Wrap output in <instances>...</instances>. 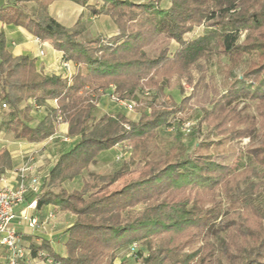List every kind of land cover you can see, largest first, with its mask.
Listing matches in <instances>:
<instances>
[{
    "label": "trees",
    "instance_id": "trees-1",
    "mask_svg": "<svg viewBox=\"0 0 264 264\" xmlns=\"http://www.w3.org/2000/svg\"><path fill=\"white\" fill-rule=\"evenodd\" d=\"M51 1L12 0L0 6V21L21 25L48 40L64 60L77 66L68 77L39 72L33 58L14 56L8 50L0 30V111L7 115L5 128L14 139L40 141L58 123L66 122L67 135L79 137L58 156L36 195V208L51 204L75 216L65 229V254H58L47 240L32 245V251L46 250L62 264H100L104 259L105 264H113L116 249L146 237L147 255L141 257L140 249L135 253L140 264H213L215 249L210 242L183 250L197 241L221 238L226 231L227 239L220 243L227 264H264V201L253 195L256 187L248 174L244 173L243 192L239 173L214 155L225 141L246 136L248 157L264 166V0H169L167 7L160 5L162 0H101L86 8L113 18L118 33L85 41L80 39L83 21L78 18L72 26H64L48 13ZM71 1L86 4L88 0ZM203 22L209 28L201 35L185 36ZM159 37L174 40L177 47L173 52L163 47L150 56L146 48ZM212 49L225 56L230 72L248 59L240 75H231L223 92L214 87L204 62ZM173 77L182 95L179 101L164 93ZM184 80L191 87L188 94ZM109 84L128 100L138 90L151 91L142 100L136 121H127L120 112L94 116ZM48 99L55 100V106H46L44 118L29 126L27 101ZM239 99L255 102L256 119L241 115ZM22 102L26 104L20 107ZM195 109L200 111L198 123L205 126V138L196 143L195 152L182 148L169 156L157 144L155 131L163 126L178 130L180 121ZM122 140L129 143L131 153L117 170L82 177L78 189L62 186L81 177L100 152ZM0 159L3 172L9 166L6 150ZM135 170L136 179L118 190H106ZM216 189L243 211L219 219L223 200L216 197ZM141 202L148 204L140 213L122 215ZM156 235L161 236L152 248L149 238Z\"/></svg>",
    "mask_w": 264,
    "mask_h": 264
},
{
    "label": "rangeland",
    "instance_id": "rangeland-1",
    "mask_svg": "<svg viewBox=\"0 0 264 264\" xmlns=\"http://www.w3.org/2000/svg\"><path fill=\"white\" fill-rule=\"evenodd\" d=\"M90 2L95 4V3H100L101 0H90ZM160 5L162 7L168 6L169 0H162L160 2ZM82 21L84 24V31L80 36L81 40L85 41L97 35L107 38L105 25L107 24V22L111 23V20H109L108 18H103L102 16L99 15H94L92 16L91 19L82 20ZM207 24H208L207 22H203L202 24L195 26L192 29V31L186 33L185 36L197 37L198 35H201L206 29L209 28ZM163 47H167L170 52H173L177 47V43L172 39H168L166 37H159L146 48V51L150 56H155L157 52ZM204 62L206 63L207 72L211 76L214 87L218 89L220 92H223L228 87V84L231 79V75H240L241 72L246 68L248 64V59L246 57L245 60L238 67L234 68L232 72H230V68L228 67V62L225 56L217 49H212L207 53ZM194 76L197 77V74L195 73ZM182 85L185 89V92L188 94L191 91L190 85L185 80L182 81ZM164 93L166 94L167 97L171 96L176 101H179L182 98L175 77L171 79L169 86L164 89ZM104 94L106 93L104 92ZM134 95H135L134 98H131L129 100L134 104V108L132 111H127L123 108L122 105L112 102L107 95L106 105H105L107 109L106 110L107 114L115 115L120 112L125 114L127 121H135V119L139 117V114L142 110V100L147 99L151 95V91L144 88L135 92ZM238 108L239 109L242 108L241 115H247L251 119L252 118L256 119L255 102H249L245 99H239ZM145 111L146 113L150 112L149 109H146ZM199 117H200V111L198 109H195L191 112L189 116L185 117L184 119L195 118L198 121ZM123 127L127 128L128 124L126 126L123 125ZM174 127L175 126H169V127L163 126L155 131V136H156L155 140L157 144L161 147V150L163 152H167L169 156L171 155L175 156L181 153L182 148L187 153H193L195 152L196 143L201 142L202 139L205 138V134H206L205 126L204 125L200 126L199 123L196 129L189 135L182 134L179 130H177ZM62 142L64 143V145L62 146L63 148H61L60 150H64L65 146H68L72 143V141L66 139L63 140ZM248 145H249V138L246 136L232 141L228 140L218 147L214 155L218 161L229 165L233 171L239 173V176L237 177V179L240 181L239 189L242 190L243 192H245V185L247 183V181L243 180V178L245 174H248L249 175L248 180L252 181L256 187L253 195L259 194L260 199L264 201V166H260L256 164L248 157V154L246 153ZM212 146L208 148L209 151L212 150L211 149ZM115 152L113 148H111L106 150V152H104L106 158L103 157L98 158L97 156L95 162L89 165L88 170L83 171V175L81 176V178L82 177L90 178L91 173L108 174L117 170L121 166L124 160L115 161L114 160ZM128 158L129 157L127 156L125 160H127ZM138 172H139L138 170L129 172L128 174L118 179L117 182L108 186L106 190L114 191L120 189L121 187L126 185L130 180L136 179ZM77 181L78 182L81 181L80 176L78 177ZM65 187L71 189L70 184L65 183ZM215 194L217 198L223 200L222 214L220 215L219 219L223 220L227 218L228 214H233L234 212L241 213L243 211V208L242 206H240V204L231 205L225 199L224 192L222 191V189H216ZM147 204L148 202H141L136 204L135 206L128 207L123 211L122 215L124 217L135 216L138 213H140L146 207ZM205 204L208 205V202H206ZM48 223L49 221H46L41 227H39L40 229L38 230L43 231L44 228L47 225H49ZM48 227H50V225ZM62 227H64V225ZM160 236L161 235H156L149 238L152 248L158 245ZM220 236L221 238L226 240L227 232L222 231ZM145 238L146 237L138 238L131 242V243H135L137 249L141 250L142 252L141 257L146 256L148 252ZM221 238L213 236L205 240L194 242L190 246L184 248L183 251L188 252L196 249L200 244L204 242H210L214 245V249H215L213 264H227L220 243ZM54 240L59 243L58 246L60 248L63 245V242L65 241V230L63 229L61 231V234L57 235ZM131 243L129 244L125 243L120 248L116 249L114 257L112 259L113 264H119L120 262L124 264H140L138 258H135L133 255L128 254L127 248ZM63 252L64 251L62 249L61 252H57V253L62 256L65 254ZM105 260L106 259L102 260L100 264H105Z\"/></svg>",
    "mask_w": 264,
    "mask_h": 264
},
{
    "label": "crops",
    "instance_id": "crops-1",
    "mask_svg": "<svg viewBox=\"0 0 264 264\" xmlns=\"http://www.w3.org/2000/svg\"><path fill=\"white\" fill-rule=\"evenodd\" d=\"M12 3V0H0V6H4ZM32 2L26 4L30 8ZM87 4L91 3L90 0L86 4L76 3L71 0H52L48 6V13L54 17L58 22L64 26H72L78 18L81 20H89L92 16L97 14H92L87 8ZM167 7V6H166ZM103 18H108L111 23L105 25L107 37L115 35L118 33V27L114 20L108 16L100 14ZM0 30L4 32L6 38V45L8 50L14 55H26L29 58L35 60L36 69L44 74H57L62 77H68L73 74L76 70V64L71 60H64L63 53L53 48L48 40H41L25 27L21 25H15L12 23H3L0 21ZM107 94L108 88L104 90ZM106 94L100 96L96 108L93 112L94 116L98 119L102 115L107 114L106 112ZM27 103L30 108L27 113V124L29 126H36L39 121H41L46 114V106L54 107L55 100L48 99L44 103H35L28 100ZM26 102H22L20 107L25 106ZM112 115V114H110ZM138 118V117H137ZM135 119V121L137 120ZM7 119V115L0 111V153L2 150H6L9 158V166L0 172V185H15V171L24 162H26L29 156H32V165L36 171L40 181L41 189L43 188V182L48 174L49 169L54 164L58 156L67 151L71 146L78 140V136L70 137L67 135V123L60 122L56 125L55 131L40 141H27L24 139H14L13 133L5 128L4 122ZM70 140L72 143L63 148V140ZM114 152L116 147H113ZM106 151L100 152L97 156L106 158L104 155ZM1 166V159H0ZM81 179V177H80ZM78 177L71 181H66L62 183L65 187L66 184H70L71 189L80 188L82 181L78 182ZM82 180V179H81ZM68 189V188H66ZM68 189V190H71ZM34 197L31 192L26 193L25 200L29 201ZM19 208L17 207V216L19 215ZM38 216L40 220H43L48 213H53V217L50 218L49 225H45L48 228L41 230H32L26 226V224L21 221L19 217L15 218L13 221L14 225L18 231L22 234L23 245L31 249L32 245L39 244L41 240H47L51 247L56 252L65 253L64 242L59 248V243L54 239L57 235L61 234V231L66 229L72 224L75 216L67 211H61L51 204L44 205L40 208H36L35 211H31ZM66 224V225H65ZM64 225V227H62ZM63 228V229H61ZM30 243V244H29ZM60 250H58V249ZM46 251V250H45ZM0 264H8L5 249L0 245Z\"/></svg>",
    "mask_w": 264,
    "mask_h": 264
},
{
    "label": "built area",
    "instance_id": "built-area-1",
    "mask_svg": "<svg viewBox=\"0 0 264 264\" xmlns=\"http://www.w3.org/2000/svg\"><path fill=\"white\" fill-rule=\"evenodd\" d=\"M107 95L109 99L123 106L127 111H132L134 104L128 99L119 97L114 86L109 84ZM5 106V104H3ZM124 126L127 123L123 124ZM198 126L195 118H187L180 121L178 130L184 134H191ZM114 154L115 161L125 160L131 153V147L126 140L118 142ZM32 156L22 163L15 171V185H0V245L5 249L8 264H62L60 260L50 256L45 250L31 249L23 245L22 234L13 221L19 217L26 226L32 230L41 227L46 221L53 217V213H48L43 220L31 213L36 210V195L40 192L41 181L33 168ZM31 192L34 197L26 201V193ZM19 215L17 216V207ZM128 254L135 257L136 244L129 245Z\"/></svg>",
    "mask_w": 264,
    "mask_h": 264
}]
</instances>
